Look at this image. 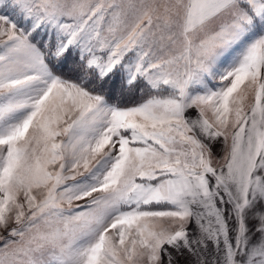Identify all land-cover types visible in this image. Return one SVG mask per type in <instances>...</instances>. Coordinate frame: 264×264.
Masks as SVG:
<instances>
[{
  "label": "snow or ice",
  "instance_id": "6c2138e0",
  "mask_svg": "<svg viewBox=\"0 0 264 264\" xmlns=\"http://www.w3.org/2000/svg\"><path fill=\"white\" fill-rule=\"evenodd\" d=\"M0 264H264V0H0Z\"/></svg>",
  "mask_w": 264,
  "mask_h": 264
}]
</instances>
